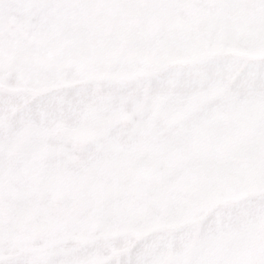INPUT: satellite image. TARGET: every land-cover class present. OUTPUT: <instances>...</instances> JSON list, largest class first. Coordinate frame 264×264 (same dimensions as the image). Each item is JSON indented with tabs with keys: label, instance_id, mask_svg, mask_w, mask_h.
Here are the masks:
<instances>
[{
	"label": "snow or ice",
	"instance_id": "6c2138e0",
	"mask_svg": "<svg viewBox=\"0 0 264 264\" xmlns=\"http://www.w3.org/2000/svg\"><path fill=\"white\" fill-rule=\"evenodd\" d=\"M0 264H264V0H0Z\"/></svg>",
	"mask_w": 264,
	"mask_h": 264
}]
</instances>
